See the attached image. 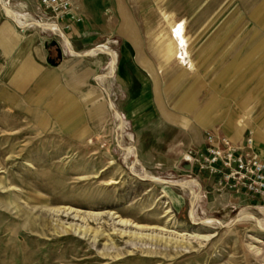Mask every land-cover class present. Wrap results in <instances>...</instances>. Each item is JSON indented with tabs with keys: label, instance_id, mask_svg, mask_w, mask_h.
<instances>
[{
	"label": "rangeland",
	"instance_id": "obj_1",
	"mask_svg": "<svg viewBox=\"0 0 264 264\" xmlns=\"http://www.w3.org/2000/svg\"><path fill=\"white\" fill-rule=\"evenodd\" d=\"M83 2L97 22L64 35L85 44L84 53L95 50L92 57H72L62 37L39 27L25 33L44 36V51L56 41L76 76H55L46 62L53 77L44 85L9 95L0 84V264H264V201L184 169L208 134L235 147L253 137L255 151H264V0ZM29 4L40 19L43 10ZM123 18L143 40L146 33L180 37L147 43L175 46L174 57H152L143 44L164 108L188 117L205 138L175 168L138 156L118 83L125 51L138 57L120 33ZM74 28L79 36L71 40ZM161 61L189 69L170 93ZM194 181L199 186L178 185ZM240 215L247 218L233 224Z\"/></svg>",
	"mask_w": 264,
	"mask_h": 264
},
{
	"label": "crops",
	"instance_id": "obj_2",
	"mask_svg": "<svg viewBox=\"0 0 264 264\" xmlns=\"http://www.w3.org/2000/svg\"><path fill=\"white\" fill-rule=\"evenodd\" d=\"M30 1L32 0H19L17 2L10 0V6L13 10H19V4L26 5L29 10L28 14H26L23 12L17 13L12 10L10 11L5 0H0V84L3 86V89H7L6 92H8L9 95V92L30 89L32 87L31 85L38 81L40 84L43 83L44 85L48 83L50 79L52 80L53 77V71L48 70L46 66V62L52 63L50 61L51 51L49 48L44 51L38 45L42 42L41 40L44 39V36L37 31L25 34L31 27L26 28L28 30L23 33L26 29H22L19 25L20 21L23 23L37 22L33 20L35 16L30 13ZM35 2L38 7L41 8L37 0H35ZM114 2L116 3V0H114ZM80 3L85 15V21L97 22L95 14L89 13L86 10L83 0H80ZM205 9H207V7ZM3 12H6L10 16V19L5 18ZM206 19V17L202 20L198 18L193 25L204 24ZM107 20H109V23L110 19H106V21ZM121 20L120 33L137 49L140 60L139 62L137 61V54L135 57H132L129 51H125L119 68L118 77V83L122 88L125 96L124 99H126L124 103L125 117L132 124L134 137L137 139L138 156L143 162L148 164H168L170 162L174 163L173 167L175 168L177 166L176 164H180L181 160L185 159V155L188 151L196 146L202 147L205 144V138L203 132L195 131L188 117L185 115H177L168 108H164V102L158 96L160 94L159 83H155L154 80V85H152L151 77L148 75L149 79L147 76L149 72L146 70L148 64L144 57L145 51L143 50V44H145L147 52H149L152 57L160 58L162 56L163 58L162 53L167 54V57H170V54L174 57L175 46L169 44L163 46L162 43L163 50L161 48L158 50L150 49L147 43L168 40L179 41L178 38L180 37L178 35L176 37L173 34L171 38L167 36L168 38L165 39V35L161 33H146L144 34L145 40H143L139 34V30H134V33H131L130 30L123 27L127 25V20L124 18ZM155 24L158 25L159 23L156 21ZM169 24L171 26L173 25L171 22H169ZM16 25L20 28L21 33L18 31ZM34 26L37 25H32V27ZM69 34H71L70 38L73 40L71 36H79L77 35L79 31L74 28L72 33L70 32ZM186 38L187 36L182 35L181 41H185ZM74 41H76V45L73 46L70 43L71 48L68 49L72 57L83 58L85 56H90L89 53L93 50L84 53L83 49L85 44L78 48V46H80L78 40ZM79 43L82 44L81 41ZM52 52L58 55L56 50ZM66 56L67 52L63 54L58 65L52 67L50 64L51 68L58 69L54 74L55 76L56 74H61L63 76L67 74H71L72 76L75 75L74 69H68L64 66ZM161 63H163V61L158 63L160 70H166L171 73V76L166 79L165 83V90L167 93H170L176 83L189 73V69L178 72L179 69L177 70V68L174 69L171 65H162ZM144 71L146 73H144ZM242 138V136L241 139L239 136L236 137L239 143ZM257 153L264 160V151L260 149ZM186 165L187 163L184 166Z\"/></svg>",
	"mask_w": 264,
	"mask_h": 264
},
{
	"label": "built area",
	"instance_id": "obj_3",
	"mask_svg": "<svg viewBox=\"0 0 264 264\" xmlns=\"http://www.w3.org/2000/svg\"><path fill=\"white\" fill-rule=\"evenodd\" d=\"M5 2L11 8L10 0ZM37 2L43 10V16L33 20L57 26L56 32L41 28L45 33L50 32L64 39L65 31L85 22L80 0ZM19 12L28 14V7L19 4ZM188 161L192 172L197 168L209 177H214L221 189L238 193L245 190L254 198L264 201V160L255 151L253 137L248 138L241 147H235L228 138L208 134L205 150L202 153H190Z\"/></svg>",
	"mask_w": 264,
	"mask_h": 264
},
{
	"label": "bare ground",
	"instance_id": "obj_4",
	"mask_svg": "<svg viewBox=\"0 0 264 264\" xmlns=\"http://www.w3.org/2000/svg\"><path fill=\"white\" fill-rule=\"evenodd\" d=\"M2 6V5H1ZM11 11V10H10ZM14 14V13H13ZM22 21H24V20H22ZM19 24H21V25H23V26H20L22 29H26V28H29V27H32V25H37V26H39V27H41L42 29H45V30H52L53 32H56L57 31V26L56 25H49V24H45V23H40V22H32V23H23V22H19ZM64 41H65V44H66V47H68L69 49L71 48L70 47V42H69V40L66 38V37H64ZM68 45V46H67ZM95 52V50H93V51H91L89 54H90V56L91 55H93L92 53H94ZM113 60V59H112ZM116 65V64H115ZM113 70H115V69H113ZM112 70V71H113ZM107 76V75H106ZM122 126V125H121ZM131 149V148H130ZM134 150V149H133ZM131 155V154H130ZM149 179V178H148ZM152 180H154L155 182H162L163 183V181L164 180H160L159 178L157 179V178H151V181ZM153 181V182H154ZM192 181V180H191ZM161 183V184H162ZM191 184H195V185H197V186H199L198 184H197V182H195L194 181V183L193 182H186V183H180V184H178V185H180L181 187H183V188H187L188 186H191ZM191 191V190H190ZM194 194V193H193ZM195 195V194H194ZM198 197V196H197ZM196 197V198H197ZM196 200V199H195ZM195 216V215H194ZM243 218H247L246 216H244V215H240L237 219H235V221L233 222V224L235 223V222H240ZM209 222H207V224H208ZM206 224V223H205ZM219 224V223H218ZM232 224V225H233ZM231 225V226H232Z\"/></svg>",
	"mask_w": 264,
	"mask_h": 264
},
{
	"label": "water",
	"instance_id": "obj_5",
	"mask_svg": "<svg viewBox=\"0 0 264 264\" xmlns=\"http://www.w3.org/2000/svg\"><path fill=\"white\" fill-rule=\"evenodd\" d=\"M50 46H51V47H56V48H57V50H58V56H59V58L62 59V57H63V53H62L61 49L59 48L58 43H57L56 41H53V42L50 44ZM53 65L56 66L54 63H53ZM184 169H186L187 171H191V163H187V165L184 166Z\"/></svg>",
	"mask_w": 264,
	"mask_h": 264
},
{
	"label": "trees",
	"instance_id": "obj_6",
	"mask_svg": "<svg viewBox=\"0 0 264 264\" xmlns=\"http://www.w3.org/2000/svg\"><path fill=\"white\" fill-rule=\"evenodd\" d=\"M48 48L51 51L50 61L52 63H54L55 65H58L60 63V61H61V58H59V56L57 54L55 55L54 52H52L54 50H56L58 52L57 48L56 47H51V46H49Z\"/></svg>",
	"mask_w": 264,
	"mask_h": 264
}]
</instances>
